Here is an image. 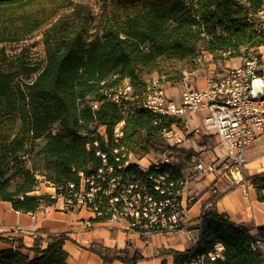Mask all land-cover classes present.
I'll use <instances>...</instances> for the list:
<instances>
[{"label":"trees","instance_id":"trees-1","mask_svg":"<svg viewBox=\"0 0 264 264\" xmlns=\"http://www.w3.org/2000/svg\"><path fill=\"white\" fill-rule=\"evenodd\" d=\"M263 6L264 0H102L94 24L89 6L81 1L0 0V43L47 25L42 65L33 64L22 52L8 57L0 46V200L10 202L17 211L33 213L56 200L49 194L32 193L38 174L57 193L59 186L70 183L74 190L81 188L83 175L100 185L96 194L100 213L94 219H109V199L116 191L104 190L111 178L136 173L151 185L146 173L126 163L122 154L129 152L181 157L169 178L184 180L182 169L193 153L170 146L164 139L163 128L178 119L142 106L148 77L157 72L163 81L181 80L183 70L171 62L194 57L199 44L213 59L258 53L264 33L255 30L256 13ZM125 80L130 85L128 96L119 95L115 101L112 97ZM119 122L121 135L115 137ZM88 124L103 126L104 134H96ZM37 141H42L39 147H35ZM30 153L39 164L26 168L25 157ZM247 179L264 201V173ZM148 190L157 196L152 188ZM117 205L124 204L119 201ZM196 228L192 246L164 250L174 264L210 252L216 243L223 249L214 264L260 262L253 244L264 245V226L238 225L205 207ZM0 239L13 242L1 235ZM64 240V234L50 235L44 248L38 242L29 248L32 255L23 252L25 246L17 240L15 248L0 250V264H68ZM98 253L103 264L142 257L136 252L129 257L125 249L117 248Z\"/></svg>","mask_w":264,"mask_h":264},{"label":"built area","instance_id":"built-area-1","mask_svg":"<svg viewBox=\"0 0 264 264\" xmlns=\"http://www.w3.org/2000/svg\"><path fill=\"white\" fill-rule=\"evenodd\" d=\"M256 14L258 20L255 30L264 33V6ZM255 79L264 82V53L250 52L244 55L239 65L221 70L203 86L195 88L186 82V89L182 92L180 102H175L166 93L159 84L160 78H157V82L147 81L141 104L153 113L174 118L190 116L194 111L199 112V120L191 129L186 118L183 119L182 128L174 123L168 128H163L166 143L178 147L188 140L190 131H194V135L201 132L200 136L215 135L218 140L216 141L218 157L206 163L207 161L201 157L202 149L199 148L192 154L188 166L197 171L213 173L216 178L223 176L241 183L246 188L252 183L241 177L245 164L244 150L258 133L264 131V95L254 97L251 94L252 81ZM129 91L130 85L125 80L122 90H118L112 98L115 101H118L119 95L127 98ZM121 125L122 122H119L115 126V137L121 135ZM113 152H118V149H113ZM97 153L104 158L105 154L99 151ZM122 156H126L127 163L133 153H123ZM157 156L159 157L157 159L174 161L172 157ZM136 160L139 162L140 158ZM139 170L146 173L151 185L148 186V182L136 173L113 177L108 181L110 187L104 190L105 193L116 191V195L109 199L110 205L107 208L111 217H123L127 221V228L139 233L165 232L182 228L185 206L181 204L180 194L183 187L176 188V184L184 186L186 180L174 181L169 178L172 173L148 171V165L143 163L142 169ZM97 176L100 174L97 173ZM86 183L89 187H86ZM50 184L54 186L51 182ZM99 186L93 178L82 175L81 188L74 190L73 184L70 183L65 188L59 186L57 193L54 186L55 194L51 196L66 201L75 198V203L83 204L99 214L96 201ZM148 188H152L158 197L149 192ZM194 200L195 196L191 193L186 197V204ZM119 201L124 205H117ZM222 249L223 246L217 243L210 253L193 256L184 264H214L213 260L221 256ZM259 252L261 259L258 264H264V245L261 242Z\"/></svg>","mask_w":264,"mask_h":264},{"label":"crops","instance_id":"crops-1","mask_svg":"<svg viewBox=\"0 0 264 264\" xmlns=\"http://www.w3.org/2000/svg\"><path fill=\"white\" fill-rule=\"evenodd\" d=\"M257 52L264 53V45L259 46ZM233 58H237L238 62L230 65L228 61ZM233 58L226 60L227 67L240 64L242 57ZM199 117L200 113L189 116V125L191 121L195 122L190 127L198 122ZM209 136L217 140L215 135ZM200 138L203 141L206 136L202 135ZM244 156L242 175L249 182L248 176L264 173V131L258 133L245 147ZM145 161L143 164L149 165L150 162ZM130 163L134 164L135 161L127 162ZM188 168L192 167H184L182 170L185 172ZM193 172L200 174L194 179L201 181V185L194 189L191 180L188 185L190 189L185 184L182 188L180 201L185 206V215L181 229L139 233L128 229L127 221L122 219L95 220L94 212L61 198H56L54 203L42 204L33 213L17 211L11 207L10 202L0 200V235L13 239L12 243L0 239V250L15 248L17 240H20L25 246L22 251L32 255L33 251L29 248L34 247L36 242L44 248L50 235L64 234L63 247L67 252L68 264H103L98 251L104 252L106 249L108 252L112 248L125 249L129 257L135 252L142 257L134 262L115 259L110 264H162V260L164 264H174L172 256L163 253L164 250L172 248L182 251L194 244L198 234L196 224L205 207L214 208L238 225L264 226V201L258 199L253 185L245 188L224 177L216 178L207 171L193 169ZM210 187L217 189L215 197L210 192ZM191 193L195 200L186 204V197Z\"/></svg>","mask_w":264,"mask_h":264},{"label":"rangeland","instance_id":"rangeland-1","mask_svg":"<svg viewBox=\"0 0 264 264\" xmlns=\"http://www.w3.org/2000/svg\"><path fill=\"white\" fill-rule=\"evenodd\" d=\"M77 1H81L82 3L89 6L88 8L92 14V22L95 24L98 18V14L102 8V0H77ZM66 11L69 12L70 9H67ZM46 27L47 25L40 27L39 29L33 32H30L22 37L20 36V38L17 40L0 43V46L3 47L4 52L8 57H15L16 55L19 54V52H22L24 56L26 57V59H28L33 64L42 65L44 64L43 61H44V56H45L44 55V45H43V32ZM250 52L251 51H248L246 55ZM237 62H238L237 58H233L228 61L230 65H234ZM171 64L176 66V68L183 70L182 79L176 82H168V81L161 80L159 84L175 102H180L182 92L186 89V86H185L186 82H189L190 83L189 86L195 87V88L199 86H203V84H205L210 78L220 73L221 70L227 68L226 60L213 59L212 54L205 49L203 44L198 45V50L194 57L176 61V62L174 61V62H171ZM165 68H166V65H165ZM150 78H160V77L159 75H157V72H154L148 77V79ZM123 86H124V81L122 82V86L120 87L119 90H122ZM194 112L191 114V116H194L195 114L199 113V112L197 113L196 112L194 113ZM185 118L188 119L189 116L186 115L181 118H176L178 119V122H174V124L177 125L179 128L180 127L182 128L183 119ZM194 123H195L194 121H191L190 125ZM88 128L91 130L95 129L96 134L99 133L103 135L105 132L103 126L88 124ZM193 133L195 132L190 131V134H188V140L182 143L183 145L182 144L179 145L178 148L184 149L188 152H192L193 154L197 152V149L198 150L199 148L202 149L201 157L204 158L205 161H207L206 163H210L209 162L210 160L217 158L219 155L217 151L218 145L216 144L217 140L213 136H206V139L204 138L205 140L202 141V138H200L201 132H198L197 133L198 135H195V136ZM41 143L42 141H37L35 144V147L37 146L39 147ZM160 155L162 156V158L172 157V159L175 162H178V160L181 158L179 156L177 158L175 155L169 156L168 153L160 154ZM25 158L28 159V161L24 163V167L26 168H29V166L33 164L36 166L39 164V160L37 159V157L36 158L33 157L32 153H30L29 156L27 155ZM139 158L140 160L143 159L141 161L138 160L140 163H144L146 162L145 160H147L151 164L153 163L154 160H157V158L159 157L157 156V154L154 155L153 153H148L144 155L133 154L132 158L129 159L128 162H134L136 161V159H139ZM186 167H189L187 163H186ZM185 175H186L185 185L187 186V188L191 180H192L194 189L200 187L201 181H199L198 179H194L198 177V175H200L198 172H193L192 168H188V170L185 171ZM37 177H38V181H37L36 189L32 193H35V194L45 193V194H49L50 196L54 195L55 194L54 186H52L50 182L47 181L43 175L38 174ZM241 177L244 179L242 174H241ZM209 189H210V192L214 196L217 195L216 188L210 187ZM213 189H215V191H213ZM74 199L75 198L71 199L72 200L71 202H73V204H77L79 205L80 208L82 207L86 210L91 211L85 205L77 203V202L75 203ZM109 219H122L126 221L123 217H120V216H115L114 218L110 217ZM178 229H181V228H178Z\"/></svg>","mask_w":264,"mask_h":264},{"label":"bare ground","instance_id":"bare-ground-1","mask_svg":"<svg viewBox=\"0 0 264 264\" xmlns=\"http://www.w3.org/2000/svg\"><path fill=\"white\" fill-rule=\"evenodd\" d=\"M150 81L148 82H157V78H150ZM128 83V82H127ZM128 162V160H127ZM138 169H142V163L137 162V160L134 163ZM173 166H174V161H172L171 159H157L154 160L153 163H149L148 165V171H153V172H166V173H172L173 171ZM253 248H257L259 250V242L256 243L255 245L253 244ZM210 252L207 253H198L195 256L201 255V254H208Z\"/></svg>","mask_w":264,"mask_h":264},{"label":"water","instance_id":"water-1","mask_svg":"<svg viewBox=\"0 0 264 264\" xmlns=\"http://www.w3.org/2000/svg\"><path fill=\"white\" fill-rule=\"evenodd\" d=\"M252 96L262 97L264 95V82L262 80L255 79L252 81Z\"/></svg>","mask_w":264,"mask_h":264}]
</instances>
